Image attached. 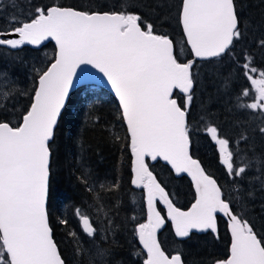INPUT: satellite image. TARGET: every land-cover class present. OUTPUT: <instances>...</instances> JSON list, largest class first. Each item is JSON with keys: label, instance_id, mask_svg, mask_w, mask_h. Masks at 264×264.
<instances>
[{"label": "snow or ice", "instance_id": "snow-or-ice-1", "mask_svg": "<svg viewBox=\"0 0 264 264\" xmlns=\"http://www.w3.org/2000/svg\"><path fill=\"white\" fill-rule=\"evenodd\" d=\"M27 3L31 5L32 0ZM9 6L18 8L17 0H0V12ZM135 8L131 0H118L111 7H71L50 0L30 7L26 15H9L0 27V46L16 50L51 38L57 47L54 62L46 70L32 65L30 89L20 87L18 80L0 70V264H66L53 239L47 203L55 129L77 69L88 73L82 65L91 66L106 78L127 124L134 156L131 183L146 190L147 219L133 229L146 251L143 264H184L179 252L166 253L158 240L157 231L165 223L156 206L158 201L166 205L167 219L180 238H188L192 230L217 233V214L227 217L229 254L209 264H264V236L236 210L246 211L245 201L254 195L253 183L264 190V161L256 156L254 146L248 147L251 156L240 148L249 140L244 122H236L240 131L230 137L204 116L200 118L203 130L217 147L218 159L230 178L227 194L193 158L189 115L198 75L192 71L195 60L184 58L174 40L157 34L154 24ZM177 20L183 42L195 58L210 60L227 55L236 62L249 84L237 94L233 107L259 112L264 125V69L254 66V52L245 47L236 50L248 31L237 0H179ZM256 47L264 50V38L256 41ZM229 82L230 77L225 78V88ZM175 89L183 94L181 102L173 98ZM21 96L28 97L29 102L17 108ZM249 97L252 102L244 103ZM253 131L264 136V126ZM145 157L153 161L162 158L177 174L191 177L195 201L190 208L185 211L174 205ZM254 165L257 174L249 176ZM81 169L77 180L91 197L87 207L93 210L99 227L94 226L87 211L75 207L74 215L92 247L84 248L75 231L68 235L74 241L76 257L86 256L87 264H105L110 249L96 244L95 237L107 240L119 225L114 223L113 209L101 193L118 191L119 183L98 182L83 164ZM59 222L68 224L67 219Z\"/></svg>", "mask_w": 264, "mask_h": 264}, {"label": "trees", "instance_id": "trees-1", "mask_svg": "<svg viewBox=\"0 0 264 264\" xmlns=\"http://www.w3.org/2000/svg\"><path fill=\"white\" fill-rule=\"evenodd\" d=\"M49 2L50 0H32V4L29 5L27 0H17L18 8L9 6L0 12V27L5 25L9 15H26L30 7ZM58 2L71 7H84L89 4L111 7L117 4L118 0H58ZM131 2L136 5L134 10L139 11L145 20L154 24L157 34L168 35L174 40L177 48L182 50L184 58L195 60L192 71L198 75L189 115L190 152L201 162L206 172L223 186L227 194L231 188L230 178L218 159L217 147L204 132L200 118L204 116L206 120L218 124L221 132L230 137L237 136L240 131L236 127V122H244L249 140L241 143L240 148L251 156L248 147L254 146L256 156L264 161V136L258 131H253L258 126H264L260 119L261 114L250 110H236L233 107L237 94L241 89L247 88L249 82L236 62L227 55L210 60H196L193 57L188 45L183 42L182 28L177 20L179 0H131ZM237 8L248 31L245 40L236 45V50L239 52L241 47H245L254 52V66L264 69V50L256 47V41L264 38V0H237ZM253 27L258 30L254 31ZM55 53L56 46L51 41L41 48L24 45L13 50L8 46H0V70L8 72L11 77L18 80L20 87L30 89L33 85L30 78L32 65L46 70L54 60ZM227 77H230V86L225 88L224 80ZM174 97L181 102L183 94L175 90ZM28 102V97H19L17 108H23ZM243 102L250 103L252 99L249 97ZM117 136L118 140L115 139ZM52 144V178L47 208L53 238L66 264H77V261L79 264H87L86 256L76 257L75 244L68 235L69 231L77 233L84 248L92 247V241L82 232L74 215V208L81 207L87 211L94 221V226L99 227L98 222H95L93 210L87 207L92 203L91 197L77 180L82 172L81 164L90 170L98 182L119 183L118 191L111 194L101 193L105 203L113 209L114 223L119 225L117 231L109 235L107 240H101L99 235L95 237L96 244L110 249L111 254L106 257L105 264H143L146 253L133 229L136 224L147 219L145 190L131 183L133 173L130 135L116 98L98 85L86 84L76 88L71 92L58 120ZM146 162L176 206L186 209L194 202L195 191L191 179L186 174L175 175L169 165L161 160L152 162L147 157ZM254 169L255 165L249 176L257 174ZM252 190L253 197L245 201L246 211L236 210L241 211L244 218L254 224V230L260 236H264V190H261L259 183H253ZM157 205L161 214L165 216V224L158 238L166 253L171 255L179 252L184 264H209V261L227 258L231 235L223 216L217 214V233H212L211 230L192 231L188 238H180L175 235L165 208L160 203ZM133 216L135 220L131 219ZM62 219H67L68 224H61L59 221Z\"/></svg>", "mask_w": 264, "mask_h": 264}, {"label": "water", "instance_id": "water-1", "mask_svg": "<svg viewBox=\"0 0 264 264\" xmlns=\"http://www.w3.org/2000/svg\"><path fill=\"white\" fill-rule=\"evenodd\" d=\"M5 38H14V37H5ZM53 42L54 44H55V41L54 40H52L51 38H49V39H47V40H45V41H42L41 42V44L40 45H29V44H25V45H28V46H30V47H32V48H41V47H43L45 44H47L48 42ZM56 46V45H55ZM189 47V49H190V46H188ZM56 51H57V47H56ZM194 57V56H193ZM195 58V57H194ZM196 60H207V59H201V58H195ZM211 59V58H210ZM52 62H54V60L52 61ZM50 66V65H49ZM85 67H87V69H88V73L86 74L85 72H82L80 69H77V75L73 78V86L70 88V90H69V96H70V94H71V92H73L76 88H78V87H80V86H82V85H86V84H94V85H98V86H101V87H103V88H105L106 90H108L115 98H116V100L118 101V97H116L115 96V93H114V90L113 89H111V86H110V84H108L107 82H106V78H103V76H102V74L101 73H99L98 72V70H96V69H93L91 66H81V68H85ZM175 90H179V89H175ZM175 90H174V92H175ZM180 91V90H179ZM69 96L66 98V102H65V107H66V104H67V102H68V99H69ZM173 98H175V97H173ZM118 104H119V101H118ZM64 107V108H65ZM64 108L62 109V112H63V110H64ZM62 112H61V114H62ZM60 118V117H59ZM59 120V119H58ZM125 124H126V121H125ZM126 126H127V124H126ZM130 135V134H129ZM130 144H131V138H130ZM130 150H131V147H130ZM191 153V152H190ZM131 155H132V169H133V161H134V156H133V154H132V152H131ZM192 155V154H191ZM146 158L147 157H145V161H146ZM152 162H155V161H153L152 159H151V157H148ZM193 158H195V157H193ZM195 159H197V158H195ZM157 160H161V161H163L164 163H166V164H168V162H166V161H164L162 158H157ZM147 163V162H146ZM169 165V167L172 169V167H171V165L170 164H168ZM150 169V168H149ZM151 170V169H150ZM173 170V172L175 173V175H182V174H186L190 179H191V177L187 174V173H179V174H177L176 172H175V170L174 169H172ZM152 171V170H151ZM153 172V171H152ZM132 173H133V170H132ZM153 174H154V172H153ZM155 175V174H154ZM156 176V175H155ZM133 178H134V173H133ZM132 178V179H133ZM158 180V179H157ZM192 181V180H191ZM192 184H193V188H194V183L192 182ZM134 186H136V185H134ZM137 187V186H136ZM194 191H195V189H194ZM169 198H170V196H169ZM171 199V198H170ZM145 201H146V190H145ZM195 201V200H194ZM173 202V201H172ZM158 203H160L164 208H165V210H166V205H164L163 203H161V202H157V204ZM174 203V202H173ZM194 203V202H193ZM175 205V204H174ZM157 206V209H158V205H156ZM176 206V205H175ZM176 207H178V206H176ZM191 207V205L188 207V208H190ZM146 208H147V202H146ZM180 208V207H179ZM188 208H186V209H182V208H180L181 210H187ZM159 210V209H158ZM219 214V213H218ZM219 215H221V216H223L224 218H225V220L227 221V217H225L223 214H219ZM167 216V215H166ZM165 224V223H164ZM163 226L164 225H162V227H161V229L163 228ZM227 227H228V224H227ZM173 228H174V226H173ZM161 229H159L158 231H157V237H158V234H159V232L161 231ZM228 230H229V228H228ZM192 231H198V230H192ZM229 232H230V230H229ZM54 239V238H53ZM139 240V239H138ZM158 240H159V238H158ZM140 243V242H139ZM141 245V244H140ZM142 246V245H141ZM142 248H143V246H142ZM145 251V250H144ZM145 253H146V251H145Z\"/></svg>", "mask_w": 264, "mask_h": 264}, {"label": "rangeland", "instance_id": "rangeland-1", "mask_svg": "<svg viewBox=\"0 0 264 264\" xmlns=\"http://www.w3.org/2000/svg\"><path fill=\"white\" fill-rule=\"evenodd\" d=\"M253 28H254V27H253ZM256 30H258V29L254 28V31H256ZM254 78H258V77L254 76Z\"/></svg>", "mask_w": 264, "mask_h": 264}]
</instances>
